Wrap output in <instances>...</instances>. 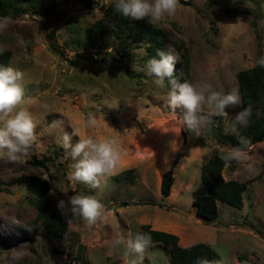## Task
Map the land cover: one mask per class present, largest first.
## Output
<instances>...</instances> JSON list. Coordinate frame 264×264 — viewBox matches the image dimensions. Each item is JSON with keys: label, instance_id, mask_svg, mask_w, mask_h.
Segmentation results:
<instances>
[{"label": "rangeland", "instance_id": "obj_1", "mask_svg": "<svg viewBox=\"0 0 264 264\" xmlns=\"http://www.w3.org/2000/svg\"><path fill=\"white\" fill-rule=\"evenodd\" d=\"M7 1L21 9L4 32L6 42L12 40L7 66L24 73L36 141L33 154L18 163L0 159V264H169L162 242L151 243L142 256L129 255L124 245L106 254L113 240L134 238L142 223L176 233L182 244L208 242L214 254L207 264H264V140L246 149L243 163L222 169L225 179L246 182L242 207L217 200L213 217L207 216L210 208L197 212L207 190L200 166L233 147L213 134L217 126L222 134H236L241 128L233 132L232 124L241 106L213 117L197 138L184 128L182 110L168 108L170 84L158 88L142 70L146 46L128 26L135 20L104 12L114 0H55L50 8ZM158 25L189 52V76L174 79L198 91L204 85L222 94L237 90L236 72L264 57V0H179L175 16ZM166 47L180 57L174 39ZM133 64L140 70L133 71ZM90 111L100 121L97 128L85 127ZM54 121L60 126L51 127ZM70 122L82 136L116 139L122 148L116 172L133 167L134 179L111 176L98 190L70 180L74 162L56 143L61 129L71 133ZM175 156L165 196L160 178ZM43 157L45 166L32 161ZM26 174L48 181L46 200L56 210L59 199L91 195L104 205L107 220L91 227L73 221L66 236L48 235L36 218L31 188L18 179Z\"/></svg>", "mask_w": 264, "mask_h": 264}, {"label": "clouds", "instance_id": "obj_2", "mask_svg": "<svg viewBox=\"0 0 264 264\" xmlns=\"http://www.w3.org/2000/svg\"><path fill=\"white\" fill-rule=\"evenodd\" d=\"M179 0H114L113 8L126 19L135 21L146 20L153 26L166 18L174 17L178 10ZM11 23L10 17H0V34L7 31ZM7 49L0 44V54ZM157 57L149 59L142 69L146 76L153 79L158 88H165L166 81L171 88L168 92L167 106L173 113L182 110V124L195 137L202 136L203 129L212 123L213 117L227 116L225 109L229 106L241 105V96L237 90L227 94L212 91L210 85H204L199 91L187 82H178L173 78L176 57L157 52ZM257 64L264 67V57ZM133 71H138L132 65ZM207 93V94H206ZM27 100L24 88V73L12 66L0 67V159L10 163H18L30 157L36 141V124L26 107ZM47 105L45 108L47 109ZM205 108L208 109L205 112ZM253 115L251 105L240 111L234 118L232 131L247 127ZM60 122L54 121L51 127L57 128ZM100 121L95 113L88 112L85 127L97 128ZM72 128L71 133L61 129L56 143L62 147L72 161V171L69 179L79 182L89 189H102L107 179L116 174L122 159V148L114 138L97 139L92 136H82L79 127ZM73 137L78 140L73 143ZM250 141L241 137L239 145L226 151L219 150L218 158L225 166L232 162L243 163L246 159V149ZM57 209L69 226L73 221H82L91 227L98 221L107 220L108 214L104 205L91 195H71L67 199L57 201ZM152 237L148 233L138 232L135 237H121L112 241L107 249V255H112L114 249L124 245L129 255L142 256L151 245ZM135 264V261H133ZM207 264V262H205Z\"/></svg>", "mask_w": 264, "mask_h": 264}, {"label": "trees", "instance_id": "obj_3", "mask_svg": "<svg viewBox=\"0 0 264 264\" xmlns=\"http://www.w3.org/2000/svg\"><path fill=\"white\" fill-rule=\"evenodd\" d=\"M28 1L33 4H38L46 8L52 7L55 0H22ZM111 3L104 8L106 14H118ZM21 9L14 2L7 0H0V15L3 17H14ZM243 11L248 12L247 9ZM125 24H122L124 26ZM135 36L143 40L146 46L145 59L157 57L158 51H163L165 54H170L166 42L172 38L178 50H180V57L177 58L175 63V76L181 79H186L189 76V52L184 47L183 42L174 36V33L169 29L161 26L147 23L146 20L134 21L130 25ZM174 26V24H173ZM20 31V28L18 29ZM6 34H1L0 44L6 47V51L0 54V67H7L8 61L11 57L10 42L5 40ZM13 38V37H11ZM237 78V91L241 96V111L248 105L253 109V115L249 120L247 127H242L236 134L225 133L222 134L217 126V131L214 132L213 137L219 143H229L233 147L239 145L240 138H246L250 141V145L264 140V67H261L257 62L236 72ZM248 146V147H249ZM46 157L32 160L34 163L45 166ZM178 160L175 156L170 166L165 169L160 178V192L162 195L170 193L173 184V167ZM222 160L218 155L208 159L200 166V179L206 187V193L202 194L200 204L197 207L198 214H202L209 208L212 212L207 213L208 217H213L215 214V203L217 200L224 201L231 205L242 207L243 205V191L246 188V182L236 178L225 179L222 174L224 167ZM134 168L126 167L116 172L112 176L115 181L127 179H134ZM20 181L26 183L31 189L32 199L31 202L36 210V218L39 219L46 231L50 236L64 237L68 233L67 222L61 216L60 212L51 207L46 200L49 191L48 181L38 174H26L18 178ZM202 205L204 209L201 210ZM205 206L207 209L205 210ZM203 211V212H202ZM138 232L148 233L152 237L153 242H162L169 248V264H204L211 262L213 259L214 250L212 246L206 241H195L189 244H182L179 241V236L167 230L152 228L148 223L140 224Z\"/></svg>", "mask_w": 264, "mask_h": 264}]
</instances>
